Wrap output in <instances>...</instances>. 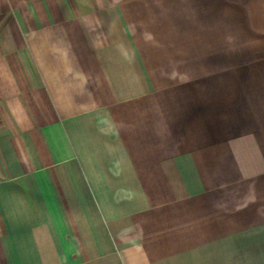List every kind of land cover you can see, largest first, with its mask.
Wrapping results in <instances>:
<instances>
[{
  "label": "crops",
  "instance_id": "1",
  "mask_svg": "<svg viewBox=\"0 0 264 264\" xmlns=\"http://www.w3.org/2000/svg\"><path fill=\"white\" fill-rule=\"evenodd\" d=\"M0 264H264V0H0Z\"/></svg>",
  "mask_w": 264,
  "mask_h": 264
}]
</instances>
